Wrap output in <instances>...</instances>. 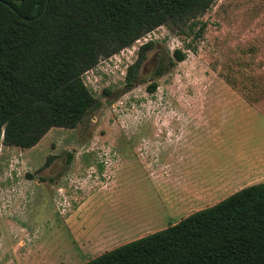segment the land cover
Segmentation results:
<instances>
[{
	"label": "rangeland",
	"instance_id": "obj_1",
	"mask_svg": "<svg viewBox=\"0 0 264 264\" xmlns=\"http://www.w3.org/2000/svg\"><path fill=\"white\" fill-rule=\"evenodd\" d=\"M202 22L203 37L191 50L189 40L160 27L101 59L83 80L102 107L75 130L52 129L28 150L0 142V264H85L93 259L84 248L91 231L108 232L119 217L147 209L153 184L141 177L138 163L129 170L128 159L136 160V154L124 133L145 134L153 127L140 126L137 119L172 117L183 112L175 109L180 102L229 97L223 93L227 86L239 88L250 101L264 98V0H217ZM148 43L152 49L128 89L127 70ZM177 49L186 60L157 77L159 63H168ZM154 82L158 88L152 94L148 86ZM107 150L116 154L110 173L114 187L98 194L94 183L105 181L99 158L107 161ZM169 224L174 222L166 214L164 225Z\"/></svg>",
	"mask_w": 264,
	"mask_h": 264
},
{
	"label": "trees",
	"instance_id": "obj_2",
	"mask_svg": "<svg viewBox=\"0 0 264 264\" xmlns=\"http://www.w3.org/2000/svg\"><path fill=\"white\" fill-rule=\"evenodd\" d=\"M216 1L0 0V142L28 150L52 129L75 130L102 107L85 73L160 27L193 49L206 27L201 18ZM152 46L140 48L126 88L137 83ZM185 60L175 50L156 76ZM157 88L154 82L148 92ZM85 264H264V182Z\"/></svg>",
	"mask_w": 264,
	"mask_h": 264
},
{
	"label": "crops",
	"instance_id": "obj_3",
	"mask_svg": "<svg viewBox=\"0 0 264 264\" xmlns=\"http://www.w3.org/2000/svg\"><path fill=\"white\" fill-rule=\"evenodd\" d=\"M223 90L231 96L177 103L175 109L183 112H174L172 117L163 114L136 120L153 130L124 133L129 150L136 154V160L128 159L129 170H136L133 164L138 163L141 177L152 182L153 193L144 212L119 217L108 232L89 233L93 237L84 248L93 259L168 228L166 214L172 226L264 182V98L250 101L234 86ZM106 153V162L99 158L104 162L100 176L105 181L94 183L98 194H109L114 187L110 173L116 154ZM71 259L77 261L76 256Z\"/></svg>",
	"mask_w": 264,
	"mask_h": 264
}]
</instances>
